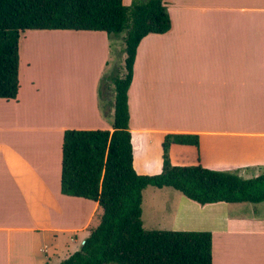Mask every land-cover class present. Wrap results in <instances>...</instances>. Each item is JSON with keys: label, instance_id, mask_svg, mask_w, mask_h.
<instances>
[{"label": "crops", "instance_id": "obj_1", "mask_svg": "<svg viewBox=\"0 0 264 264\" xmlns=\"http://www.w3.org/2000/svg\"><path fill=\"white\" fill-rule=\"evenodd\" d=\"M163 3L171 27L140 40L128 89L135 171L159 173L165 135L190 133L198 135V146L172 143L173 164L259 175L264 172V0ZM64 31L70 30H26L19 44L22 39L42 44L64 37ZM73 31L92 33L84 36L102 44L92 95L57 99L53 125L45 127L42 81L32 77L35 82L22 92L19 74L16 98H0V264H58L100 222L96 201L61 193V146L65 129H112L107 123L113 118L112 84L103 85V98L97 88L116 43L103 31ZM141 208L147 230L211 232L212 264H264V201L200 204L174 188L148 185Z\"/></svg>", "mask_w": 264, "mask_h": 264}, {"label": "trees", "instance_id": "obj_2", "mask_svg": "<svg viewBox=\"0 0 264 264\" xmlns=\"http://www.w3.org/2000/svg\"><path fill=\"white\" fill-rule=\"evenodd\" d=\"M170 27L163 0L132 5L123 0H0V98L5 100L18 93L19 39L24 31H103L110 38L124 33L123 67L113 66L107 76L113 90L112 129L63 131L60 191L96 201L102 214L80 248L58 264H212L211 232L142 226V191L148 185L174 188L200 204L264 201V172L244 178L200 163L173 164L170 145L197 147V134H166L161 171H135L128 89L136 49L147 34L165 33Z\"/></svg>", "mask_w": 264, "mask_h": 264}, {"label": "rangeland", "instance_id": "obj_3", "mask_svg": "<svg viewBox=\"0 0 264 264\" xmlns=\"http://www.w3.org/2000/svg\"><path fill=\"white\" fill-rule=\"evenodd\" d=\"M134 1L141 0H132L129 5H132ZM64 32L66 34L64 37L52 41L42 40V44L28 43L21 38L20 85L22 92L23 90L26 92V89L30 88L28 84L35 82L33 78L37 82L42 81V109L44 107L43 114H46L42 116V127L53 125L51 121L55 115L54 107L57 99L68 101L69 98L74 100L76 96L85 98L93 94L92 80L103 60L102 44L97 46L93 37L84 36V34L92 33L73 30ZM120 35L123 37L124 33L113 38L108 37V40L115 42L116 45H113L111 66L101 77L100 86L98 85L97 88L100 97L104 95L103 85L106 84L107 76L113 66L123 67L124 58L122 55L120 57L122 49L121 51L118 49L121 46L120 42H123L120 41ZM75 36L77 38H74ZM24 46L25 49H23ZM122 46L124 48V43ZM112 119L111 116L107 122L109 125H112Z\"/></svg>", "mask_w": 264, "mask_h": 264}]
</instances>
